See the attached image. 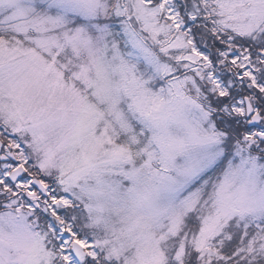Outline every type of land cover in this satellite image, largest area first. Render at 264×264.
<instances>
[{
    "label": "snow or ice",
    "instance_id": "obj_1",
    "mask_svg": "<svg viewBox=\"0 0 264 264\" xmlns=\"http://www.w3.org/2000/svg\"><path fill=\"white\" fill-rule=\"evenodd\" d=\"M0 264H264V0H0Z\"/></svg>",
    "mask_w": 264,
    "mask_h": 264
}]
</instances>
